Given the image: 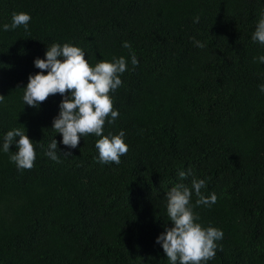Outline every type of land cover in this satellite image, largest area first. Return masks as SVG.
Segmentation results:
<instances>
[{"label":"trees","instance_id":"16d2710c","mask_svg":"<svg viewBox=\"0 0 264 264\" xmlns=\"http://www.w3.org/2000/svg\"><path fill=\"white\" fill-rule=\"evenodd\" d=\"M13 12L30 15L27 31L3 30ZM262 13L264 0H0V264H171L156 243L173 226L166 194L194 178L217 196L196 205L193 191L196 222L223 232L201 264H264V45L252 39ZM54 43L81 48L93 67L125 57L109 93L119 116L103 130L125 132L119 165L99 162L95 134L62 143L61 94L24 103ZM16 128L33 141L31 169L10 160L15 144L3 151ZM53 139L59 163L44 154Z\"/></svg>","mask_w":264,"mask_h":264},{"label":"clouds","instance_id":"9594fccd","mask_svg":"<svg viewBox=\"0 0 264 264\" xmlns=\"http://www.w3.org/2000/svg\"><path fill=\"white\" fill-rule=\"evenodd\" d=\"M31 17L27 13H12V23L4 24L3 30H14L23 25L25 31ZM199 16L194 23H199ZM195 46L204 48L205 44L192 38ZM253 41L264 45V13L256 25L252 36ZM123 47L131 53V63L135 67L139 61L131 44L124 42ZM44 59L37 57L35 67L41 71L29 76V82L24 88V103L30 107H39L49 96L57 93L63 96L59 108V114L53 120V129L62 134V143L70 148H76L80 138L88 134L102 137L96 141L95 147L99 152L101 164L121 162V156L126 155L129 147L125 143V132L119 134L104 135L105 120L109 116L108 123L112 124L119 116L118 110H113V100L109 95L122 85L120 75L127 70L125 57H113V60H100L94 67L85 59V52L69 43L60 45L54 43L47 47ZM63 57L64 59H59ZM259 61L264 63V56ZM44 70H47L45 74ZM264 92V84L260 85ZM70 93V95H66ZM4 99L0 95V102ZM17 137L19 138L17 140ZM15 144L17 151L13 152L10 160L18 169H31L36 159L33 141L21 128L10 130L4 136L3 151L9 152ZM43 147V144L40 145ZM58 142L51 140L45 150V155L52 161L59 163ZM60 152V150H59ZM61 153V152H60ZM65 156H71V152H64ZM191 173L183 170L178 172L181 180ZM205 187V180L193 179L191 188L184 184H177L166 194L167 214L172 222V227H166L165 231L157 237L156 243L161 244L171 264H201L215 257L216 241L223 238V232L215 227L204 228L199 216L193 212L190 204L193 191L198 197L196 205H211L217 200L215 193L205 197L201 189Z\"/></svg>","mask_w":264,"mask_h":264}]
</instances>
